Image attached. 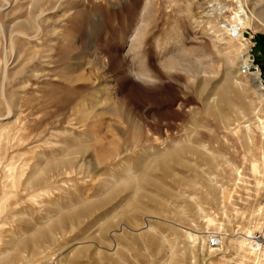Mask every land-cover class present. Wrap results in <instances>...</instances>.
<instances>
[{"label":"rangeland","instance_id":"374dc122","mask_svg":"<svg viewBox=\"0 0 264 264\" xmlns=\"http://www.w3.org/2000/svg\"><path fill=\"white\" fill-rule=\"evenodd\" d=\"M260 61L264 0H0V264H250Z\"/></svg>","mask_w":264,"mask_h":264},{"label":"built area","instance_id":"2783aa9c","mask_svg":"<svg viewBox=\"0 0 264 264\" xmlns=\"http://www.w3.org/2000/svg\"><path fill=\"white\" fill-rule=\"evenodd\" d=\"M247 57V60H245L247 63L244 62L247 70L250 72L254 70L259 75L261 72L259 64L254 61L250 53L247 54ZM260 206L262 207V212H264V187L260 197ZM244 238L249 263L264 264V225L259 229L247 232L244 234ZM206 243L208 245H216L219 243V238L216 234L209 233L206 235Z\"/></svg>","mask_w":264,"mask_h":264},{"label":"bare ground","instance_id":"6f19581e","mask_svg":"<svg viewBox=\"0 0 264 264\" xmlns=\"http://www.w3.org/2000/svg\"><path fill=\"white\" fill-rule=\"evenodd\" d=\"M250 73H255V72H252V71H251ZM255 74H256V73H255ZM115 112H116V110H115ZM131 125H134V124H129V127H130ZM134 126H135V125H134ZM131 127H132V126H131ZM262 127L264 128V124H263ZM133 128H134V129H137V127H136V128H135V127H132L131 130H133ZM137 131H138V129H137ZM132 133H133V131H132ZM253 167H256V166H253ZM257 181H258V180H257ZM260 207H261V206H260ZM248 232H249V231H248ZM241 238L244 240V243H245V238H244V237H241ZM238 243H239L241 246H243V242H242V241H239ZM244 245H245V244H244ZM246 253H247V251H246Z\"/></svg>","mask_w":264,"mask_h":264},{"label":"crops","instance_id":"0c3cea01","mask_svg":"<svg viewBox=\"0 0 264 264\" xmlns=\"http://www.w3.org/2000/svg\"><path fill=\"white\" fill-rule=\"evenodd\" d=\"M260 63H262L261 65H264V61H260Z\"/></svg>","mask_w":264,"mask_h":264}]
</instances>
